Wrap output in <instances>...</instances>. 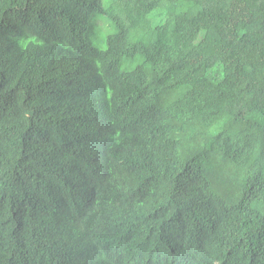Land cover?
Segmentation results:
<instances>
[{"label": "trees", "instance_id": "trees-1", "mask_svg": "<svg viewBox=\"0 0 264 264\" xmlns=\"http://www.w3.org/2000/svg\"><path fill=\"white\" fill-rule=\"evenodd\" d=\"M236 1L0 0V264H264V0Z\"/></svg>", "mask_w": 264, "mask_h": 264}, {"label": "rangeland", "instance_id": "rangeland-1", "mask_svg": "<svg viewBox=\"0 0 264 264\" xmlns=\"http://www.w3.org/2000/svg\"><path fill=\"white\" fill-rule=\"evenodd\" d=\"M108 6V2L105 1V7ZM253 16L247 11V9L242 4L241 0L235 2V6L232 12L233 25L235 26L240 20L251 21ZM116 33L115 27L108 20L107 17L103 15L97 16L95 19L94 34L91 37V41L94 45L101 50H106L108 48L107 39ZM225 36L228 38H233L234 27L229 28L225 31ZM145 62L142 56L137 57L133 60H125L122 69L125 72H131L137 67L141 66Z\"/></svg>", "mask_w": 264, "mask_h": 264}]
</instances>
